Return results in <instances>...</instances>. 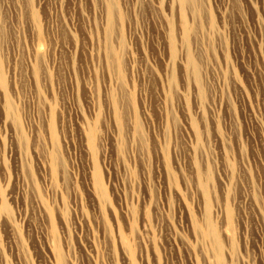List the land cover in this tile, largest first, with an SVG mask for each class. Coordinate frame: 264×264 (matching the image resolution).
<instances>
[{
	"label": "rangeland",
	"instance_id": "rangeland-1",
	"mask_svg": "<svg viewBox=\"0 0 264 264\" xmlns=\"http://www.w3.org/2000/svg\"><path fill=\"white\" fill-rule=\"evenodd\" d=\"M0 264H264V0H0Z\"/></svg>",
	"mask_w": 264,
	"mask_h": 264
},
{
	"label": "bare ground",
	"instance_id": "bare-ground-1",
	"mask_svg": "<svg viewBox=\"0 0 264 264\" xmlns=\"http://www.w3.org/2000/svg\"><path fill=\"white\" fill-rule=\"evenodd\" d=\"M191 62H192V61H191ZM38 70H39V69H38ZM216 245H217L218 248L220 247V243H219V242H217Z\"/></svg>",
	"mask_w": 264,
	"mask_h": 264
}]
</instances>
